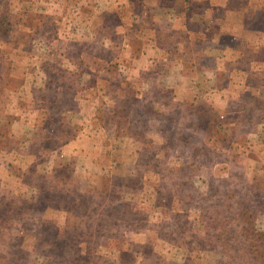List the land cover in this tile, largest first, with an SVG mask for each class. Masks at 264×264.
<instances>
[{
	"label": "rangeland",
	"instance_id": "obj_1",
	"mask_svg": "<svg viewBox=\"0 0 264 264\" xmlns=\"http://www.w3.org/2000/svg\"><path fill=\"white\" fill-rule=\"evenodd\" d=\"M74 1L0 0V264H256L264 49L233 83L214 43L264 0Z\"/></svg>",
	"mask_w": 264,
	"mask_h": 264
},
{
	"label": "trees",
	"instance_id": "obj_2",
	"mask_svg": "<svg viewBox=\"0 0 264 264\" xmlns=\"http://www.w3.org/2000/svg\"><path fill=\"white\" fill-rule=\"evenodd\" d=\"M59 8V7H58ZM66 7H62V10L65 11ZM243 17V20L238 23L239 27H238V30L241 31L240 35L241 34H248L252 39L254 40H248L246 42L242 41V42H239V45L238 46H232L230 45V47L234 50H236L237 52L239 51V53H241L243 56H240V57H248L251 59V61H260L261 58H257V57H263L261 56V52L263 51L262 49H264V41L261 40V36L264 35V28H263V25H264V6L262 7H256V8H248L247 11L245 13H242L241 15ZM184 18V17H183ZM182 18V21L184 24H186L187 26V30L190 32V36H191V39H190V42L192 41V44L195 45V42H198L200 41L199 39V33L198 35H196L195 33H197L196 29L192 28L188 22V20L185 18L183 19ZM222 21V19H221ZM147 27H148V24H145V23H140L139 24V29L138 31H148L147 30ZM219 29H221L220 26H218ZM202 42V41H200ZM240 54V55H241ZM255 56V57H254ZM262 61H264V58H262ZM79 74V72H78ZM238 91V94H239V98H241V93L239 90H236ZM162 217V216H161ZM247 223H252L251 221L247 222ZM161 225V224H160ZM170 225L172 228L174 227L172 223H163L162 224V227L165 229V228H169ZM251 225V224H249ZM221 231H222V234H224V237L222 239V241H227L229 240L228 237L225 236L226 232L224 231V225L221 224ZM246 232H248V237L251 239L254 235L252 234L253 233V230H251V227L248 226L245 230ZM233 234V233H232ZM254 248H255V251H256V264H264V251L263 249L258 246H255L254 245ZM249 251H252L253 250H250Z\"/></svg>",
	"mask_w": 264,
	"mask_h": 264
},
{
	"label": "crops",
	"instance_id": "obj_3",
	"mask_svg": "<svg viewBox=\"0 0 264 264\" xmlns=\"http://www.w3.org/2000/svg\"><path fill=\"white\" fill-rule=\"evenodd\" d=\"M80 1L81 0H77V1H74V3L75 4H77V3L80 4V3L84 2L82 4H87V2H89L92 5L95 4V7H97V8H100L101 7L100 11H102V12H99L95 16H98L99 14H101L103 12H110V11H112V10L118 8V7L120 8V7H130L131 6V1L130 0H118L117 2H115V0H95V1L94 0H87V1H81V2ZM193 2L196 3L197 6L196 7H193L192 8L193 10L190 11V12L193 13V14L196 13V15H198V17H203L202 14H206L207 11H208V8H209L208 4L205 3L203 0H193ZM201 2H202V4H204L202 8H201ZM154 3H155L156 8H159V6H160L161 9H164V7H165L164 6L165 4L162 5L160 3V0H154ZM79 4L78 5H73L76 8V12H74L73 10H72V12L76 16V18L81 19V20H85L86 17H84L82 19V12H83V10H80ZM157 5H159V6H157ZM217 6H220V4L217 5L216 2L215 3H211L210 10L212 12L220 11L222 9V7H217ZM215 7H217V8H215ZM126 9H129V8H126ZM134 16H135V20L136 21H139L138 20L139 17L137 15H134ZM175 16L177 18V19L175 18L176 21H178L180 23V27L179 28H181V29H187V27H186L187 25L184 24L183 21H182V18L183 17H184L183 19L186 18L188 20V17L185 15L184 10H183L182 14L177 13ZM90 21H92L91 18H90ZM219 21H221V18H220ZM213 25H214V27L216 26V24H213ZM173 27H176V26L174 25ZM214 49L217 50L216 52L221 51L222 53H223V49H225V51L227 50L229 52V55L230 56H232V55H234L236 53L235 56H233L232 58H225V60H224L226 67H228L227 64L229 63L230 67L233 68V69H231L232 71H234L233 79L231 80V82H233V83L235 82V80H237V77L240 75L241 72H243V73L246 72L248 74V73H253L256 70H258V68L254 66V62L255 61H253V62L251 61V63H252V66H251L250 63H249V61L251 59H249L247 57H244V58L243 57H240V56H243V55L241 53H239V51L238 52L237 51L235 52L234 49H231V47H229V46H224L221 43H214ZM245 59L248 61V66H246V67L243 68L242 66H240V63L241 62L242 63L245 62ZM232 61H234V62H232ZM262 63H264V61H262ZM251 67H252V69H251ZM219 68H220L219 65H217L216 68H215V65H214L212 69L215 72H219ZM262 69H264V68H262ZM235 71L237 73H235ZM236 86L238 88L240 86H242L241 82L239 84L238 81H237L236 82ZM246 87H247V85H246Z\"/></svg>",
	"mask_w": 264,
	"mask_h": 264
}]
</instances>
